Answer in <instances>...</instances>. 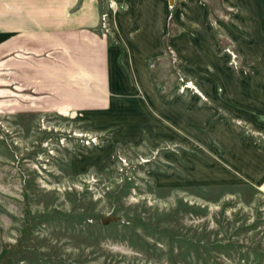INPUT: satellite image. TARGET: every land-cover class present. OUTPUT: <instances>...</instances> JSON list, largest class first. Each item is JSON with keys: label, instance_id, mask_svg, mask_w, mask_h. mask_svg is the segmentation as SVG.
<instances>
[{"label": "crops", "instance_id": "crops-1", "mask_svg": "<svg viewBox=\"0 0 264 264\" xmlns=\"http://www.w3.org/2000/svg\"><path fill=\"white\" fill-rule=\"evenodd\" d=\"M171 53L208 75L207 100L162 88ZM0 112L77 117L123 146L192 147L264 191V0H0Z\"/></svg>", "mask_w": 264, "mask_h": 264}, {"label": "rangeland", "instance_id": "rangeland-1", "mask_svg": "<svg viewBox=\"0 0 264 264\" xmlns=\"http://www.w3.org/2000/svg\"><path fill=\"white\" fill-rule=\"evenodd\" d=\"M185 61L157 63L162 88L207 100L208 75ZM112 137L77 117L0 112V264H264L262 189L192 147Z\"/></svg>", "mask_w": 264, "mask_h": 264}, {"label": "water", "instance_id": "water-1", "mask_svg": "<svg viewBox=\"0 0 264 264\" xmlns=\"http://www.w3.org/2000/svg\"><path fill=\"white\" fill-rule=\"evenodd\" d=\"M120 219H121L120 216L106 215L105 217L102 218V223L104 225H109L112 222L117 223L118 221H120Z\"/></svg>", "mask_w": 264, "mask_h": 264}, {"label": "built area", "instance_id": "built-area-1", "mask_svg": "<svg viewBox=\"0 0 264 264\" xmlns=\"http://www.w3.org/2000/svg\"><path fill=\"white\" fill-rule=\"evenodd\" d=\"M228 52L231 54V56H232L233 59L237 57V55L234 54L231 50H229ZM233 59H232V60H233ZM194 88H195V86H194Z\"/></svg>", "mask_w": 264, "mask_h": 264}]
</instances>
